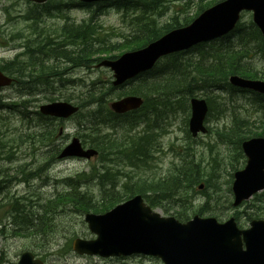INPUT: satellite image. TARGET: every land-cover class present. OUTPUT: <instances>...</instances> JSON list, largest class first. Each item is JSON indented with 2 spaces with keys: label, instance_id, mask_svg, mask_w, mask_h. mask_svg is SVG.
Returning a JSON list of instances; mask_svg holds the SVG:
<instances>
[{
  "label": "rangeland",
  "instance_id": "374dc122",
  "mask_svg": "<svg viewBox=\"0 0 264 264\" xmlns=\"http://www.w3.org/2000/svg\"><path fill=\"white\" fill-rule=\"evenodd\" d=\"M56 1L61 2V0ZM56 1L49 4L47 7L49 14H52V16H55V12L51 9L56 6ZM206 1L208 0H203V3ZM62 2H66V0H62ZM197 2L198 0H165L164 5L166 9L162 11L160 15H155L157 26L169 23L171 17L175 15L179 19L186 15L191 16L194 13ZM32 8L31 5H26L23 0H0V65H6L15 61L16 63L12 62V72L10 73L13 77V71L15 69H22L23 66L21 65L26 66L34 64L35 62L36 65H34L37 70L34 68L33 70L22 71L18 74L22 75L20 82H23L25 77L31 76L35 78L39 77V75H42L40 77H43V80L50 82L52 78H58V76H55L62 72L67 65L55 63L52 60H45L42 55H38V53L32 58L26 59L22 57L26 52L24 47L21 45L20 49H16L18 47V41L12 40L22 36L25 39H31H27L31 42L36 40V38L32 39L33 37L31 36L33 35L32 33H35L45 42L50 39V37L61 33L59 30L64 24H81L88 19L89 14L83 10L74 9L70 12H63L62 14L64 16L61 15L60 17L43 16L33 20L30 16L26 19L25 15L31 11ZM131 17L132 15H123L116 9L107 8L104 14L97 18L95 24L98 26L100 25L101 29L108 34L115 32L117 36H125L131 30ZM248 19V14L244 15L243 21L247 22ZM114 40L122 41L117 38ZM101 45L102 44H96L95 47H101ZM53 53L60 55L61 51L59 49H52V52L49 54ZM252 57L258 62L262 61V57L258 53L253 54ZM196 63L193 62L194 66ZM45 72L47 73L44 74ZM18 75L16 76L17 78L19 77ZM108 76L109 75L104 71L72 70L70 71L69 78H71L73 83L62 89L57 88L56 85L52 88H48L47 91L46 89H42L44 92L35 97L39 101L37 105L47 102L44 99V95L46 97H59L60 94H63V96L67 95L65 97L70 96L71 102L78 105L79 101L82 100L79 96L81 93H98L97 89L90 85L91 81L95 79L108 80ZM125 90L126 89H117L115 92L108 93L109 96L107 97H100L96 100L98 107L99 105H105L106 102L108 104L109 101L116 100L119 94H122ZM197 94H199V97L204 98L203 95H200L201 92ZM15 95V89L6 88L0 90V96L3 98L10 99L14 98ZM210 97L213 98L215 111L211 113L210 117L208 115L205 126L211 129L212 132L207 131L206 134L193 138L194 140H190L186 135V131L188 130L187 122L190 116L189 108L181 110L176 114L168 113L164 119L158 121L159 125L156 129L151 127L145 129L149 130L153 135L152 141L146 146L147 158L144 160V163L140 162L133 166L124 161L125 157L120 155L121 144L115 146L113 145L114 142L110 139H119V142L124 144L127 135L137 134V136H140L145 126L140 125L136 127V129L134 128V131L126 133V129H119L123 124L120 122L116 124V127L113 129H103V133L95 138L102 139L105 138L104 135L111 136L110 139H103L104 143L109 142L108 147L110 148V156L108 158L106 157L104 161L100 162L97 157L89 161L77 158L61 159L57 160L48 171L41 170L42 174L39 175L32 170L36 163L31 153L37 151V145H32L30 141H28V139L34 138L23 137V139H19L13 132V130L20 128V124L16 122L29 121L28 116L2 118L0 114V125H2L1 132H5L4 134L7 136L11 134L10 139L6 143L0 145V153H2L0 156V182L3 181V183L0 184L2 187V189H0V264H15L19 255L23 252L33 254L38 259H41L44 264H162L158 259L143 256L102 259L98 257L76 255L71 250V242L74 238H80L85 241L95 239V236L89 232L84 222L85 213L81 212L76 205L69 203L64 206H57L50 212L51 234L44 237L45 241L43 242H37L36 239L26 238L18 233V230H13L10 212L13 208L14 201L17 200L21 206H25L27 210H32V212L36 211L38 215L41 216L43 214L39 211V207L43 206L47 200L56 197L57 193L68 192L71 191L72 188L80 187L82 192L84 191L88 197L92 198L93 207L97 209L95 211L89 210V212L99 215L104 213L105 210L103 205L107 203L102 200V186L107 189L114 186L116 191H120L123 189V184L142 185L162 179L166 176H172L176 170L183 165L193 167L185 163V159H192L190 163L193 164L198 161L204 163L203 166H201L204 176H202V172L200 171L201 177L198 179V182L192 185L193 187L187 191L188 194L185 196H177L173 199L168 198V203H164L169 205L168 208H155V211L160 215L164 217H175L174 213L178 210L182 201L185 203L189 213L197 211L199 206L206 201L204 193L200 192L203 191L204 185H206L205 180L207 178L205 177L209 176L210 182L216 184L217 193L211 198L208 208L209 210L221 211L224 214L222 216H216V214H218L216 212H207L202 215L192 213L189 218L197 214L202 217L213 216L217 218L218 221H223L230 217L235 211H238L241 216V212H251V206L262 210L259 214L264 217V192L256 195L260 196V198L247 202L236 210L232 209L228 201L229 198L231 201L228 190H230L232 183L231 176L235 172L233 167L240 170L244 162L237 157H234V160H232L231 155L234 153V148L224 140H218L216 138L217 135L214 134L215 130H221L224 126L228 127L231 124L233 115L243 117L248 121V128L251 131H257L260 114L257 112L258 109L255 105V101L250 94L245 93H237L232 96L224 93H213ZM93 108L94 107H88L86 109ZM220 110L224 111L217 114L216 112ZM29 111L31 112L33 109H29ZM84 114L85 113L82 112L80 117L76 116L60 124L55 123L53 128L55 130L61 128V134L59 136L57 134V136H54L52 139L53 145L63 147L69 143L73 137L78 138L82 142L81 136L83 134L86 135V133L83 132L84 127H87L90 121V119L84 121ZM92 124L95 127L96 123ZM90 127L89 125V129H91ZM94 129L86 132L91 135L95 132ZM24 132L27 131L24 129ZM94 136L95 135H93V137ZM18 146L20 151L16 153L15 148ZM101 173L104 175H113L114 181L108 182L100 180L97 176ZM80 174H89V176L78 177L76 180H81L79 183L66 179L75 178ZM23 177H26L27 181H24ZM199 185L202 186L200 190L198 188ZM182 194H184V192ZM105 206H107V204ZM237 223L241 229L248 228L245 217H239ZM24 229L26 228L24 227Z\"/></svg>",
  "mask_w": 264,
  "mask_h": 264
},
{
  "label": "trees",
  "instance_id": "16d2710c",
  "mask_svg": "<svg viewBox=\"0 0 264 264\" xmlns=\"http://www.w3.org/2000/svg\"><path fill=\"white\" fill-rule=\"evenodd\" d=\"M164 1L165 0H133L130 3L124 4L115 2L111 3V5H115L116 7H129L130 5L134 9L140 8V10H137L139 11L138 18L135 19V30L132 35L133 40L127 41V44L122 46L124 49H121V51L138 49L159 38L162 34L173 28L187 25L189 22L188 18L184 17L180 20L177 16H175L171 18L169 23L157 26L155 15H160V13L166 9ZM219 1L220 0H211L207 3H203V0H199L196 14ZM53 2L54 1L48 3L47 5L45 4L42 7L34 6V8L30 11V14L26 15L25 18L28 19L31 16L33 20H35L39 18V16H60L64 10L68 9L70 5L73 4L72 0L64 3L62 1L57 2L56 6L51 9L55 12V16H52V14L50 15L46 10L49 4ZM78 6L80 9L86 7L82 4H78ZM97 6L98 7H96L95 10H91L89 12L90 17L87 22L84 21L80 25L76 26L72 24L64 25L59 30L61 33L58 34V37H60L58 43L56 40L51 38L43 42L39 36H36V40L34 41H28L31 39L24 41L23 47H25L24 49L26 52L22 56L26 59H30L38 53V55L40 54L43 58H45L47 57V53L52 52V49L57 50L60 47L65 49V46L67 45L80 46L87 48V51L82 50L80 53L63 51L60 55L53 53L49 58L53 60V58L57 59L59 57H63L70 67L86 66L88 60L92 57V52H90V50L93 49V45L95 43H104L105 38H107V36L99 32L100 27L95 25V21L104 7L100 4ZM113 48L118 49V46H114ZM252 49L256 50L253 53H258L261 56H264V46L261 43V37L258 30L251 22H248V24L240 22L230 35L219 41L209 44H201L188 52L171 55L162 59L150 72L140 76L137 79V86L129 89L126 93L138 95L144 98V104L136 115H134L135 113H131L123 116H115L108 110L106 105H99L98 107L97 104H93V102L101 97L102 93H90V98L85 101L81 100L79 102V106L81 109H85L90 105H94V108L96 107V109L92 111H89L88 109L83 117L84 121L90 119L83 132L85 133L86 131L94 128L95 132L91 135L88 133H86V135L83 134L81 136L82 142L99 152V160H105L106 157L108 158L110 156V148L108 147L109 142L104 143L103 139H110L111 136L104 135L105 138L95 139L99 134L103 133V129H113L116 127V124L122 122L123 124L119 129H126V133H129L134 127L136 128L140 125H144V131L141 132L140 136H137V134L127 135L126 142L124 144L119 142V139H110L114 142L113 145L115 146L121 144L120 155L125 157L124 161L133 166L139 164L140 162L144 163V160L147 158L146 146L152 141L153 136L149 130L145 129H149L150 127L156 129L155 127H158L159 125L158 121L164 119L168 113L174 114L176 110L186 108L189 98L193 97L198 92H203L206 95L209 92L228 93L229 95L241 92L231 88L227 83L228 77L233 74L243 78L264 80V64L261 67L263 68V71H257V67L254 64L253 59L249 58ZM103 55L113 58V53L109 51H105ZM194 58L198 59L195 66L192 62ZM203 58L209 60L210 63L207 61L204 62ZM12 62L16 63L15 61ZM12 62L4 66H0V69L3 72H8L10 74L12 72ZM34 64L36 65L35 62ZM34 64L26 66L21 65L23 66L22 69L19 68L18 70L15 69L13 71V76H15L19 87L26 89L31 96H36L39 89L52 88L54 85H59L64 81L63 73L60 72L55 76H58V78H52L53 80L51 79L50 82H45V80L42 79L43 77H40L42 75L35 78L28 76L25 77L26 79L24 78L23 82H20L22 75L18 74L22 71L33 70L36 67ZM46 73L47 72L44 74ZM17 75L19 76L18 78L16 77ZM92 87L96 89L103 88L105 90L112 89L110 86L100 87L93 84ZM22 93H25V91H22ZM254 97L257 99L259 111L263 116V120L260 121V127L257 132L251 131L248 128V123L240 118H234L231 127L226 131L219 133L216 132L218 139L224 140L234 148V153L231 155L232 160H234V157H237L238 159L242 158L240 143L243 139L254 136L264 137V97L258 95H254ZM52 99L53 98H51V100ZM62 99L65 101H71L70 96H64ZM206 100L209 105V112H212L213 99L207 97ZM1 102L0 98V109L3 106L8 107V105H2ZM11 104L15 103L12 102ZM80 115H82L81 112L78 114V117H80ZM37 117L41 121H49L40 115H37ZM92 123H96L95 127ZM89 125L91 126V129H89ZM55 135L56 134L54 132H50V135L40 133L35 135L38 139H28V141H30L32 145H37L39 148L50 147L52 145V139ZM93 135L95 136L93 137ZM6 142L7 138H5L4 133H1L0 131V145ZM1 155L2 153H0V156ZM42 156V159H44V166L41 169L47 168L48 164L55 160V152L52 149L43 152ZM191 161L192 159H185V163H188L193 167L183 165L181 168L177 169L172 176H166L162 179L144 183L142 185L125 184L123 185V189L120 191H116L114 186L109 189L102 186V200L107 202L105 203L107 206L103 205L104 209L120 203L123 199L129 198L135 194L141 195L152 207H162L164 203H168V198L173 199L177 196H185L188 194L187 191L193 187L192 185L198 182V179L201 177L200 171L202 172V176H204L203 168L200 163L195 162V164H193L190 163ZM35 171L39 170L36 168ZM99 178L103 181H114V176L111 174H100ZM205 178H207L205 180L206 185H204V189L200 193H204L206 201L199 206L197 211L192 213L202 215L207 212H216L218 213L216 216H222L224 213L221 211L209 210L208 208L211 198L217 193V188L216 184L210 182L209 176ZM0 189H2L1 186ZM183 192L184 194H182ZM228 192L230 193V190H228ZM258 198H260V196H257L255 199ZM228 201L230 202V200ZM69 203L79 207L81 212L97 210L93 207L92 199L79 192H74L68 195L64 194L57 196L55 199L47 200L43 207L38 206L39 211L43 214L41 216H39L36 211L32 212V210H27L25 206H21L18 201L15 200L13 208L10 212L13 230H18V233L26 238L36 239L37 242H43L45 241L44 237L51 234L49 218L50 212L57 206H64ZM251 209L252 211L248 213L241 212L242 216L239 212L235 213L234 216L235 218L245 217L246 221L261 217L259 212L256 211L258 209L254 210V206H251ZM192 213L187 211L185 203L182 201L180 207H178V210L175 211L174 215L176 219L184 222ZM24 227L26 229H24Z\"/></svg>",
  "mask_w": 264,
  "mask_h": 264
},
{
  "label": "water",
  "instance_id": "95a60500",
  "mask_svg": "<svg viewBox=\"0 0 264 264\" xmlns=\"http://www.w3.org/2000/svg\"><path fill=\"white\" fill-rule=\"evenodd\" d=\"M44 3L48 0H29ZM93 3L110 0H78ZM241 11H252L253 22L260 29L264 42V0H226L205 11L189 27L172 31L147 47L127 53L116 62L103 64L114 71V85H119L138 73L150 69L155 61L166 54L189 47L229 32ZM231 85L264 94V82L248 81L236 76L229 78ZM11 80L0 73V87ZM141 100L127 97L111 105L117 113L137 109ZM189 131L192 136L205 132L202 126L207 107L203 100L191 99ZM66 103H55L40 108V112L66 119L77 112ZM247 164L234 174L233 206L249 199L264 189V139L252 138L242 143ZM96 155L83 150L77 139L67 145L60 157L86 158ZM85 222L97 235L92 241L75 239L72 250L78 255L101 258L142 254L161 259L164 264H264V221H252L250 228L239 230L233 219L219 224L213 218L193 217L181 224L173 218H162L152 212L136 196L109 212L96 216L87 214ZM17 264H43L30 253H23Z\"/></svg>",
  "mask_w": 264,
  "mask_h": 264
},
{
  "label": "bare ground",
  "instance_id": "6f19581e",
  "mask_svg": "<svg viewBox=\"0 0 264 264\" xmlns=\"http://www.w3.org/2000/svg\"><path fill=\"white\" fill-rule=\"evenodd\" d=\"M37 50V49H36ZM40 55V54H39ZM45 57V56H44ZM39 62V61H38ZM16 159V158H15ZM204 164V163H203ZM26 167V166H25ZM5 171V170H4ZM20 172V171H19ZM21 177V176H20ZM35 181V180H34ZM2 182H0L1 184ZM18 187V186H17ZM32 188V187H31ZM64 188V187H63ZM25 190V189H24ZM31 190V189H30ZM62 190V189H61ZM48 191V190H47ZM32 195V194H31ZM29 196V195H28ZM35 204V203H34ZM46 206V205H45ZM43 207V206H42ZM9 219V218H8Z\"/></svg>",
  "mask_w": 264,
  "mask_h": 264
}]
</instances>
